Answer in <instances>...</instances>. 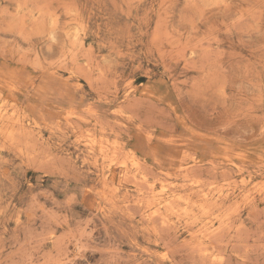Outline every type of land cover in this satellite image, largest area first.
I'll use <instances>...</instances> for the list:
<instances>
[{
  "label": "rangeland",
  "instance_id": "1",
  "mask_svg": "<svg viewBox=\"0 0 264 264\" xmlns=\"http://www.w3.org/2000/svg\"><path fill=\"white\" fill-rule=\"evenodd\" d=\"M0 264H264V0H0Z\"/></svg>",
  "mask_w": 264,
  "mask_h": 264
}]
</instances>
